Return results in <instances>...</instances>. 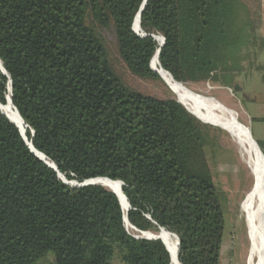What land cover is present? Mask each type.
Segmentation results:
<instances>
[{"label":"trees","instance_id":"16d2710c","mask_svg":"<svg viewBox=\"0 0 264 264\" xmlns=\"http://www.w3.org/2000/svg\"><path fill=\"white\" fill-rule=\"evenodd\" d=\"M143 2L0 0V105L9 95L27 141L56 168L0 111V264H36L48 253L53 264H170L160 240L127 232L109 189L66 185L58 174L121 182L137 232L176 235L180 264H220L225 219L205 157L210 126L175 99L126 89L85 13L104 28L112 19L118 54L139 77L159 79L150 62L152 36H162L158 62L185 85L223 73L244 6L145 0L140 37L132 24Z\"/></svg>","mask_w":264,"mask_h":264},{"label":"rangeland","instance_id":"374dc122","mask_svg":"<svg viewBox=\"0 0 264 264\" xmlns=\"http://www.w3.org/2000/svg\"><path fill=\"white\" fill-rule=\"evenodd\" d=\"M89 14L86 10L85 24L102 39L112 72L126 89L144 96L171 98L177 101L176 96L159 75V79L143 78L127 69L118 54L112 19L104 28ZM237 48L238 50L233 54L232 51L226 55L221 75L218 73L219 75L213 79L180 84L233 110L238 116L237 122L240 127L244 130L248 129V133L264 155V147L260 141H264V69L257 63L256 66L254 65L253 62L257 61L251 58V53L247 59H240V45ZM209 126L205 157L213 183L220 194L219 202L225 219L221 264H248L250 235L244 223V201L252 186L251 171L241 159L239 149L232 137L216 126ZM137 235H140L139 232ZM53 263L52 253H48L36 262V264Z\"/></svg>","mask_w":264,"mask_h":264},{"label":"bare ground","instance_id":"6f19581e","mask_svg":"<svg viewBox=\"0 0 264 264\" xmlns=\"http://www.w3.org/2000/svg\"><path fill=\"white\" fill-rule=\"evenodd\" d=\"M132 30L138 34L141 33L138 17L133 21ZM155 40L159 45L162 44L160 36H155ZM150 66L152 69L158 71L160 77L176 96L177 100L190 113L202 120L212 122V124L215 123L224 128L237 145L239 155L245 165L250 169L252 177V186L247 192L244 201V223L250 235L248 264H264V157L262 153L259 152L260 150H258L256 145L252 142V138L249 136L248 131L240 127L237 122L238 116L233 110L227 109V107H224L214 99L196 94L184 85L175 82L173 78L160 67L157 52L151 59ZM0 109L5 116L18 126L21 133L26 138L24 124L13 109L9 98L7 99V104L1 106ZM38 156L44 161L50 162L45 156H41V154H38ZM98 181L119 196L120 206L125 216L128 206L122 194L121 184L117 181L113 182L105 179H100ZM126 230L132 235L138 234L129 224H126ZM160 235L170 251L171 264H179L176 257L175 237L165 230L161 231Z\"/></svg>","mask_w":264,"mask_h":264},{"label":"crops","instance_id":"0c3cea01","mask_svg":"<svg viewBox=\"0 0 264 264\" xmlns=\"http://www.w3.org/2000/svg\"><path fill=\"white\" fill-rule=\"evenodd\" d=\"M240 1L244 6L240 12V59H247L251 53V58L257 61L253 62L254 65L258 64L264 69V0ZM243 60L245 61V59ZM260 141L264 147V141ZM260 152L262 153L261 150Z\"/></svg>","mask_w":264,"mask_h":264},{"label":"water","instance_id":"95a60500","mask_svg":"<svg viewBox=\"0 0 264 264\" xmlns=\"http://www.w3.org/2000/svg\"><path fill=\"white\" fill-rule=\"evenodd\" d=\"M144 6H145V0H144V2L142 3V5L140 6V9H139V11H138V13L136 14V16L134 17V19L136 18V17H138V21H139V23H140V14H141V11L143 10V8H144ZM134 21V20H133ZM140 30H141V28H140ZM133 31V30H132ZM134 32V31H133ZM136 35H138V36H140V37H145L146 35L142 32V30H141V33L140 34H138V33H136V32H134ZM154 39H155V36L153 35L152 36ZM161 40H162V44L161 45H159V48L157 49V55H159V51H160V48L163 46V44H164V38L161 36ZM160 64V63H159ZM0 65H1V62H0ZM161 67V66H160ZM150 69L153 71V72H155L156 74H158L159 75V73H158V71H156V70H154V69H152L151 68V66H150ZM0 70L6 75V73H5V71H4V69L2 68V65H1V68H0ZM165 71V70H164ZM165 72H167V71H165ZM170 76H171V74L169 73V72H167ZM160 76V75H159ZM172 77V76H171ZM161 78V77H160ZM8 90H9V93H11V87H10V84H9V87H8ZM9 98V100H10V102H11V99H10V96H7V99ZM177 102H179L178 100H177ZM180 103V102H179ZM181 104V103H180ZM182 105V104H181ZM183 106V105H182ZM184 107V106H183ZM0 108H1V106H0ZM185 108V107H184ZM13 109L15 110V108L13 107ZM186 109V108H185ZM187 110V109H186ZM0 111H1V109H0ZM16 111V110H15ZM187 112H189L188 110H187ZM16 113H17V115L19 116V114H18V112L16 111ZM190 113V112H189ZM191 115H193L192 113H190ZM196 119H198L199 121H201L202 123H204V124H209V125H212V126H216V127H218V128H220L221 130H224V131H226L224 128H222V127H220V126H217V125H215V124H212V123H210V122H207V121H205V120H202V119H200V118H198V117H196L195 115H193ZM19 118L21 119V117L19 116ZM9 120V119H8ZM10 121V120H9ZM21 121H22V123L24 124V121L21 119ZM11 122V121H10ZM15 125V124H14ZM16 126V125H15ZM17 128H18V126H16ZM25 127H27L26 125H25ZM18 130H19V132H20V135L22 136V138H23V140H24V142L27 144V146H28V148L30 149V151L34 154V156H36L40 161H42L44 164H46L48 167H50V168H52L53 170H56V168H55V166H54V164L53 163H48V162H46V161H44L42 158H40L39 156H38V154H41V153H39L38 151H36L34 148H33V146H32V144L31 143H29L28 141H27V139L24 137V135L21 133V131H20V129L18 128ZM246 130H247V128H246ZM227 132V131H226ZM32 133V132H31ZM228 133V132H227ZM249 136H251L250 135V133H249ZM252 138V137H251ZM252 140V142L256 145V147H257V149L258 150H260L259 149V147L257 146V144L254 142V140L253 139H251ZM260 152V151H259ZM43 154H41V156H42ZM44 156V155H43ZM264 157V156H263ZM58 177L62 180V182L64 183V184H66V185H70V186H77V187H83V186H87V185H101V186H103V187H105L103 184H101L98 180H100V179H105V180H109V179H107V178H96V179H90V180H86V181H84L82 184H77L76 182H73V183H69V182H67L60 174H58ZM117 182H119V181H117ZM119 184H121L122 185V183L121 182H119ZM106 188V187H105ZM116 197H117V199H118V201H119V203H120V200H119V196L115 193V192H113L112 190H110ZM124 199H125V201H126V203H127V206H128V210L130 209V207H129V204H128V202H127V200H126V198H125V196H124ZM121 204V203H120ZM127 210V211H128ZM127 214V213H126ZM123 221H124V223H125V228H126V224H129L128 223V220H127V216L125 215V216H123ZM130 225V224H129ZM136 230V229H135ZM159 230V232L157 233V234H154V233H152V232H139V234L140 235H134L133 237L134 238H136V239H138V238H144V239H148V240H160L163 244H164V246H165V248H166V250L168 251V253H169V257H170V264H171V255H170V251L168 250V248H167V246H166V243L164 242V240L161 238V235H160V233H161V231H163L164 229L163 228H159L158 229ZM166 231V230H165ZM167 232V231H166ZM169 233V232H168ZM169 234H171V235H173L174 237H175V239H176V257H177V252H178V245H179V242H178V238L176 237V235H174V234H172V233H169ZM180 264V263H179Z\"/></svg>","mask_w":264,"mask_h":264}]
</instances>
